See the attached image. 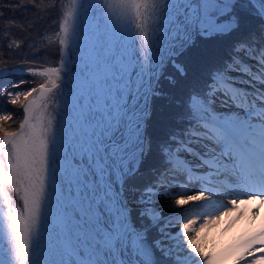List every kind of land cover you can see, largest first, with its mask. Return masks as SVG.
Instances as JSON below:
<instances>
[{"label": "snow or ice", "instance_id": "obj_1", "mask_svg": "<svg viewBox=\"0 0 264 264\" xmlns=\"http://www.w3.org/2000/svg\"><path fill=\"white\" fill-rule=\"evenodd\" d=\"M19 6L26 7L24 0ZM104 6L101 21L106 17L120 33L115 49L86 25L102 11L98 0H68L58 31L46 37L58 41V66L26 69L44 83L20 91L23 79L4 81L25 69L0 68V96L20 104L23 115L15 131L0 125V264H217L227 257L204 251L201 234L218 219L214 212L237 207L236 199L229 207L219 198L264 203V0H104ZM253 18L258 30L245 34ZM227 36L237 38L189 94L183 127L162 122L150 131V101L163 98L162 81L175 88L200 75L198 65L190 69L179 57L197 40ZM125 38L132 55L121 52ZM169 64L173 71L166 73ZM85 91L95 94V108L71 107ZM69 117L80 159L74 156L71 168L77 192L64 206ZM230 258L264 262V232Z\"/></svg>", "mask_w": 264, "mask_h": 264}, {"label": "trees", "instance_id": "obj_2", "mask_svg": "<svg viewBox=\"0 0 264 264\" xmlns=\"http://www.w3.org/2000/svg\"><path fill=\"white\" fill-rule=\"evenodd\" d=\"M68 0H56L55 7H49L51 0H24L26 7H20V0H0V68L21 67H41L45 61L58 63L59 46L58 41L49 43L46 37L54 36L58 31L60 19V8ZM259 21L255 18L248 21L245 34L248 31H256ZM236 36L214 38L199 43L190 52L179 57L178 61H183L191 69L194 65L199 66L200 75L196 77L199 84L193 81L185 82L180 80L175 88H170L167 81H162L161 87L165 89L163 98H153L151 107L150 131L158 129L161 123H165L168 128L179 131L183 127L186 119L189 94L197 86H202L204 79L210 70L213 56L221 57L220 54L228 55L230 43ZM233 40V41H232ZM11 45V48H9ZM173 71L169 64L166 73ZM191 77V73H190ZM21 79L24 83L20 85V91H27L29 88L38 87L42 83L40 76L31 74H15L5 79L7 85L11 80L13 83ZM191 79V78H190ZM23 100L24 97L22 96ZM8 115V121H0V125L15 131L23 120L22 107L20 104L12 105L7 102V98L0 96V116Z\"/></svg>", "mask_w": 264, "mask_h": 264}, {"label": "rangeland", "instance_id": "obj_3", "mask_svg": "<svg viewBox=\"0 0 264 264\" xmlns=\"http://www.w3.org/2000/svg\"><path fill=\"white\" fill-rule=\"evenodd\" d=\"M98 4H99V8L102 11H98L97 13H95L96 19H94V20L91 19V14H90L89 19L86 21V25L95 32L96 36L102 37V42H107L106 47L115 49L116 41L119 40V38H120V33L113 31L111 23L107 21L106 17H105L104 21H101L100 16L102 14L106 13L107 9L104 6V0H98ZM97 25H99L98 28H97ZM198 41H199V43L202 42L200 40H198ZM121 43L123 45V47L121 48V52H123L124 49H126L127 54L132 55V53L134 52V49H133V47H131V41L128 40L127 38H125ZM138 49H139V47L135 44V51H136L137 55L139 54ZM76 54H77L76 63H79L78 57L80 56V53L77 52ZM69 78L71 79V76ZM56 98H57V93L54 90L53 93L49 94V98H48L49 107L47 109L46 115L49 117L51 115L55 114ZM77 99L79 101L78 104L71 105V101H69L68 102L69 105L73 108H93V109L95 108L96 100H95V94L94 93L89 94L88 91H85ZM61 116H66V113L61 112ZM64 130H65V136H66L64 143L66 145V148L69 149L67 151L69 174H68L67 178L65 179L64 193H63L59 203L64 205V206H71V203H72V201L75 197V194L77 192V186L74 183L72 176H71V168H72V165L74 163L73 158L75 156V150L77 147V140L79 138V133L77 131L75 121L72 120L71 117H69L67 119V122L64 124ZM75 159L79 160L80 158L78 156H75ZM188 187L190 188L191 185H188ZM180 191H181V189L177 188L175 190V192L172 193V199L173 200L180 198L179 196H177L175 194L176 192H180ZM189 194L191 195V194H193V192L189 191L187 193V195H189ZM167 214L168 213H166V215ZM234 214L235 215H233V216H237V214H238L237 211H235ZM231 224H232V222H231ZM235 225L237 226V224H235ZM226 232H227L228 236L227 235L225 236ZM236 233H237V230L235 231L233 228H230V225L224 231H220V234L216 237L215 251L218 252L220 250L219 248L222 246L221 244L224 241L226 242L228 240H232V243L229 245V246H231L235 242V238H236L235 234ZM208 235H209V230H208V227H206L205 231L201 234L203 248H204V242L208 238Z\"/></svg>", "mask_w": 264, "mask_h": 264}, {"label": "bare ground", "instance_id": "obj_4", "mask_svg": "<svg viewBox=\"0 0 264 264\" xmlns=\"http://www.w3.org/2000/svg\"><path fill=\"white\" fill-rule=\"evenodd\" d=\"M190 195V194H189ZM186 198V196L184 197ZM232 199L237 200V207L227 212L226 215H221L219 213H213L214 216H218L215 223H212L208 226L209 235L208 238L204 242V251L210 252L213 254L214 258L219 257H227L223 261H217V264H232V260L230 258L231 253L238 249V247L247 239L252 238L253 236H258L260 233L264 232V203H261L259 199L252 200L248 204L240 203L241 200L247 199V196L244 195H229L219 198V202L230 205V201ZM173 200V199H172ZM174 201V200H173ZM54 203V201H53ZM192 202H189V205H184V208H189ZM200 203V202H197ZM254 209H258V211H254ZM193 212H199L201 209L193 208L191 209ZM223 211V209H221ZM235 211H237V216H234L232 224H230V228H233L237 233L235 234V242L227 247L222 245L221 249L217 252L215 251V241L216 237L220 233V229L226 224L227 219L230 215H235ZM167 213V211H166ZM165 213V214H166ZM192 218V217H189ZM202 217L198 220L195 225L197 228L199 224L202 222ZM237 224V226L235 225ZM235 226V227H234ZM228 236L227 232L225 236ZM41 248H44V244L42 243ZM209 249V250H208ZM39 259L43 260L44 257L41 256ZM264 264V262H261Z\"/></svg>", "mask_w": 264, "mask_h": 264}, {"label": "water", "instance_id": "obj_5", "mask_svg": "<svg viewBox=\"0 0 264 264\" xmlns=\"http://www.w3.org/2000/svg\"><path fill=\"white\" fill-rule=\"evenodd\" d=\"M137 41L139 42V44H140V41H139V39H137Z\"/></svg>", "mask_w": 264, "mask_h": 264}]
</instances>
